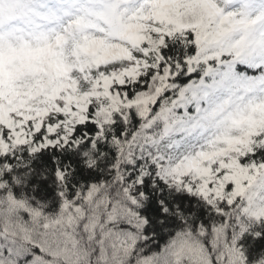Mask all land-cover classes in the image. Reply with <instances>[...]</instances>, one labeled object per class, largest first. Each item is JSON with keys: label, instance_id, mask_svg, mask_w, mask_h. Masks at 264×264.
Segmentation results:
<instances>
[{"label": "snow or ice", "instance_id": "1", "mask_svg": "<svg viewBox=\"0 0 264 264\" xmlns=\"http://www.w3.org/2000/svg\"><path fill=\"white\" fill-rule=\"evenodd\" d=\"M0 264H264V0H0Z\"/></svg>", "mask_w": 264, "mask_h": 264}]
</instances>
